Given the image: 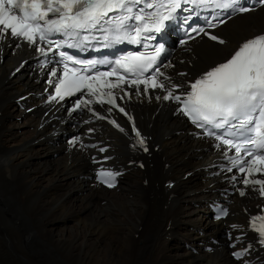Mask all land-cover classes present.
<instances>
[{"label": "snow or ice", "instance_id": "1", "mask_svg": "<svg viewBox=\"0 0 264 264\" xmlns=\"http://www.w3.org/2000/svg\"><path fill=\"white\" fill-rule=\"evenodd\" d=\"M259 2L264 5V0ZM187 3L196 6L211 5L214 9L226 13L229 11L244 13L253 10L241 6L240 0H0V38L9 34L12 37L22 38L29 45H36V50L45 57L48 52L58 50L56 54L62 58L60 63L63 65V71L58 75V68L53 67L50 70V77L56 78L55 81L51 78L48 81L55 89V95L50 97L52 100L57 98L63 100L66 96L80 93L81 98L76 100L73 109L75 110L81 104L92 103L91 99H84V96H96L99 93L101 99L98 102L114 104L113 93L111 91L105 93L101 89L119 87L120 83L126 82V77L120 75L115 67L111 71H95L90 75H84V72L89 71L88 65L94 67L98 63L108 62L80 60L59 49L85 47L89 36L82 33L93 30L105 33L103 40L108 42L106 46L125 40L134 44H140L142 38L155 40L156 34L161 33L166 27L165 22L177 19L175 15L177 10L182 8V4ZM189 19L190 17L185 18L184 23L188 24ZM213 19L219 20L220 23L225 22L219 19V15L214 16ZM207 26L215 28L217 25L209 21ZM191 32L197 35L203 33L213 41L225 43L223 39L207 32L203 27H192ZM145 33L148 35L143 36ZM56 34H61L64 39L50 38ZM189 38L195 37L189 35ZM186 42L183 39L179 41L180 44ZM41 44L54 48L45 49ZM163 50L164 45L159 44L154 49L155 55L129 52L114 63L126 73L143 77L132 80L133 85H146L145 92L149 86L152 89L159 88L165 91L163 97L157 96L156 99L176 101L181 105L178 111L188 116L197 127L210 126L205 132L206 135L214 136L221 145L226 146L228 151L234 150L237 156L242 154L248 157V159L229 157V160L232 167L238 168L242 174L246 173L243 183L246 186L250 183L258 185L259 192L264 196V178H249L254 174L264 177V33L244 41L230 58L203 73L183 94H176L179 85L166 83L170 78L161 72V66L169 65L154 67ZM68 62L85 67L83 69L70 67ZM153 68L151 75H143ZM157 74L163 76L164 80H158ZM112 76L117 77V83L107 79ZM137 91L139 92V88ZM105 95L109 97L107 101L102 99ZM119 110L125 112L122 107ZM129 119L131 120L132 117L129 116ZM110 123L121 132L125 131L116 121L112 120ZM217 130H220L219 133ZM133 131L138 137L140 136L135 125ZM139 144L144 145L142 138ZM249 145L254 148L250 149ZM144 150L147 151V147ZM100 151L104 152L106 149L101 148ZM225 155L227 156V152ZM231 170L232 168L228 169ZM119 175V172L108 170H101L98 173L101 182L106 183L108 187L115 186L110 180H114ZM240 194L245 193L241 191ZM258 220L264 221V216L253 217L252 226L261 237L259 242L264 244V224L257 227L255 222ZM246 251L247 249L244 252H235L233 255L239 259Z\"/></svg>", "mask_w": 264, "mask_h": 264}, {"label": "bare ground", "instance_id": "2", "mask_svg": "<svg viewBox=\"0 0 264 264\" xmlns=\"http://www.w3.org/2000/svg\"><path fill=\"white\" fill-rule=\"evenodd\" d=\"M258 12H264V7ZM255 17L245 23L231 21L236 22L227 34L229 39L239 40L252 26H264L263 15ZM218 54L217 50L210 53L211 57ZM10 63L9 58L0 62V110H4L0 122L15 126L21 114L10 101L12 90L19 88L15 82L35 85L24 78L23 72L3 78L2 71ZM21 125L26 126L25 122ZM26 131L15 135L9 130L6 145L0 149V264H227L222 256H195L179 241L163 242L160 230L154 226L159 218L153 222L146 217L151 205L137 184L107 199L106 205L89 201H96L92 194L84 205H79L76 193L83 189L75 176L79 162L74 159L67 166L60 159L50 158L48 147L40 150V145L30 143ZM183 141L187 144V139ZM176 161L174 170L181 177L180 167L184 165L180 163L190 161L183 156ZM180 187L185 189V200L199 207L180 210L179 218L175 217V234L193 245L199 241L198 230L213 234L212 225L200 206L205 194H199L196 176L180 183ZM152 200L159 202L156 196ZM139 226L145 231L132 241Z\"/></svg>", "mask_w": 264, "mask_h": 264}, {"label": "rangeland", "instance_id": "3", "mask_svg": "<svg viewBox=\"0 0 264 264\" xmlns=\"http://www.w3.org/2000/svg\"><path fill=\"white\" fill-rule=\"evenodd\" d=\"M6 145V144H5ZM34 198H36L35 196L32 198V200L34 199ZM29 213V211H27V212H24L23 214H28ZM104 246V245H103ZM105 247V246H104Z\"/></svg>", "mask_w": 264, "mask_h": 264}]
</instances>
